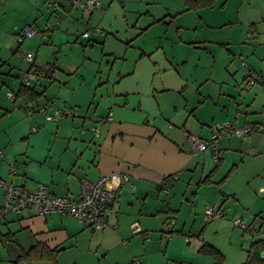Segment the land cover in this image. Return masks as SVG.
<instances>
[{"label":"crops","instance_id":"1","mask_svg":"<svg viewBox=\"0 0 264 264\" xmlns=\"http://www.w3.org/2000/svg\"><path fill=\"white\" fill-rule=\"evenodd\" d=\"M53 1L0 0V53L4 44L13 53L20 49L25 38L18 42L17 34L24 25L37 24L36 19L28 20L41 7L70 15L77 6L66 11L69 0H56L59 7H53ZM113 1L99 0L93 9L79 5L80 15L89 23L101 6L110 8ZM124 1L122 28L115 33L109 29L106 34L118 41L120 56L114 55L113 49L104 52L112 59L110 70L115 67L116 74L101 83L97 90L102 93L94 94L93 104L89 103L83 114L78 108L82 101L70 97L67 102L63 97L59 104L56 93L47 92L49 82L65 81L59 79L57 68L53 77L43 75L36 81L34 87L43 94L35 103L50 100L57 107H73L74 116L45 120L40 112L28 114L20 106L21 98L11 104L0 98V122L5 121L0 123V202L2 182L22 185L28 191L44 184L53 194L76 196L82 178L95 180L107 175L106 186L117 192L107 209L108 224L93 229L69 215L40 214L36 206L19 214L8 213L0 220V264H12L37 242L64 248L55 263L22 264H212L214 259L199 251L205 242L223 253V264H251L242 259L238 248L236 259H230L234 254L228 255L216 237L234 225L231 216L238 214L254 227L249 236L264 241V0H216L212 7L197 10H184L180 0H146L145 4L160 5L134 11L133 18L127 15ZM101 20H95L92 27H98ZM47 22L46 18L42 30L37 28L45 34L39 33L42 39L51 31H44ZM223 30H227L225 37H217L223 40L217 43L237 65L230 71L226 64L227 73L220 70L216 77L208 34ZM53 38L54 31L49 40ZM202 54L212 58L207 67L199 64L206 60ZM34 57L44 62L36 54ZM11 58L0 57V70L7 72L1 82L8 87L6 91L16 93L30 62L21 71ZM250 69L258 71L261 79L246 87ZM209 80L217 84L214 92L212 87V92L206 88ZM109 112L111 118L103 120ZM224 122L256 127L246 139L221 134L220 160L209 150H192L190 135L208 138L211 126ZM224 169L227 174L217 179ZM238 169L239 176L233 177ZM122 175L127 179L121 180ZM168 175L174 177L163 184ZM175 187L181 190L175 193L180 194L177 207L166 197L160 202V195H169ZM194 203L215 205L225 215L196 225ZM185 205L193 220L189 227L188 218L177 220ZM165 221L169 222L170 237L162 231ZM134 225L139 229L134 230ZM259 263H264V258Z\"/></svg>","mask_w":264,"mask_h":264},{"label":"rangeland","instance_id":"2","mask_svg":"<svg viewBox=\"0 0 264 264\" xmlns=\"http://www.w3.org/2000/svg\"><path fill=\"white\" fill-rule=\"evenodd\" d=\"M145 1L146 0H125L124 2H125L127 15L133 18V15L131 14L136 13L134 11H142L149 9L151 5L153 6L152 8H154V5H160L158 2L145 4ZM121 5H122L121 0H114L110 8H108V5L101 6V8L95 12L93 19L89 23L85 18L81 17L79 5L75 7L74 9L75 13L72 12L70 15L69 14L66 15L61 10L53 11L51 8H49V6H43L39 9L38 13L34 14V16H32L30 20H28V22H30L33 19H36L37 24L35 26L38 29L42 30L47 18V20L50 21L47 23L52 25V28L50 29L51 31H48V33L46 34L48 37L42 39L39 33L34 37H27L20 44V49L14 53L12 51L13 49L11 50L8 44H4L2 47L3 51L0 53V57H5L6 59L8 57L11 58V56L13 55V57L11 58L13 64L15 63L16 65H18L19 66L18 68L21 69V71L26 66V62L28 63V60H26L24 56H22V53L27 51H31L34 54H36L38 60H42L45 63L50 62L55 64L59 72V76H60L59 79L60 80L63 79L65 81L64 83H61L60 81L49 82L50 88L48 89L47 92L56 93V97L61 100L59 104L63 103L62 102L63 97H65L67 102H70L69 100L70 97L71 98L73 97L75 100L82 101L81 105L78 108H79V113L83 114L86 111L88 104L90 103V106L93 104L92 98L94 94L95 96H97V94L102 93V91L97 90L101 85V83L105 82V80L108 77L112 79V76L116 74L114 71L115 67L114 70H110V67H112L111 65L113 63L112 59H109V56L105 55L104 52H108V50L113 49L114 55L120 56V52L117 49L118 41L115 40L114 37H111L110 34L108 35L106 34L108 33L107 30L109 29H111L109 32L115 33L114 30L122 28L121 26L122 18L120 17ZM105 10L106 12L104 15ZM143 16L144 15H141L140 20H143L142 18ZM57 18H60L59 19L60 22L58 23L56 21ZM100 18H102L101 20L102 23L98 24V27H95L98 28L99 32H91L89 36L83 37L81 35L82 32L84 30L93 29L92 25L96 24V22L94 21ZM53 31H54V38L51 41L49 40V35ZM191 32L193 33V31ZM226 32L227 30H223L222 32L215 31L216 34L213 36H210L208 34L209 37L208 39H212L211 40L212 42H208L207 44L209 45V48H211V51L214 56L213 63H215L216 65L215 66L216 67L215 73L217 75L216 77H219V74L221 73L220 70L223 71L224 73H227L224 70L226 64L229 66L228 68L230 71L231 70L233 71V68L237 65L235 61H229L230 54H227L224 46H221L217 43L223 41V40L221 41L218 40L217 37L218 38L219 36H221L220 38L225 37ZM118 33L120 37L125 39L122 32H118ZM104 38L107 39V43L106 46L103 47L102 42ZM199 44L200 43H198L197 45ZM201 44H203V42ZM231 46L230 44H227V47H229V49H232ZM202 57H204L206 60L199 61L200 65H204V66L206 65L207 67L210 63H212L211 57L207 58L203 54ZM5 65L6 66L4 68L7 69L8 62ZM15 67L17 69V66ZM237 70L239 71V68ZM199 72H201L202 74V71ZM5 73L7 72H5L4 70L2 71L0 70V98L4 102H8L9 104H11L10 98L7 97L5 94L6 89L8 87L1 82V77L2 75H6ZM207 86L208 87L206 88L210 90V92H212V90L209 87H212L214 92V88L217 86V84L214 81L209 80ZM58 89L61 90L57 91ZM214 95L215 94L213 93L212 98L214 97ZM212 101H215V98ZM50 102L51 104L54 105L52 101ZM1 122H5V121L2 120ZM1 125L2 124H0V126ZM47 125L49 126L50 124ZM209 163H210L209 165L212 164L211 161ZM240 170L241 169H238V171L233 175V177L239 176ZM225 171L226 169L218 173L216 175V178L218 179L220 176H222V173L225 174ZM249 172L250 171H248L246 175H248ZM250 187L252 190L253 184H250ZM178 189L179 187L173 188V190L171 191V193H169V195L163 192L159 197L160 202H162L166 197L167 200H171L172 203H175L177 207L180 201V194L178 193L175 194V193L176 190ZM180 191L181 190L179 189L178 192ZM188 192L190 193V190ZM189 193H187L186 196H188ZM186 206L187 205H185V207L184 206L182 207L180 211V216L178 217V219L177 217L175 219L179 221H183L184 219L187 220L189 216L187 214L188 211L186 209ZM193 206H195L196 208L194 211L197 212V214H195L194 216L197 220L196 225H198V223L200 225H204L203 222L206 223L209 222L206 221L203 217L204 210L208 205L200 206V204L198 205L197 203H194L192 207ZM202 207H204V210ZM162 215H164V213H162ZM159 219H161V217H159ZM159 219L157 218L156 221L157 225H159L160 223ZM192 221H193L192 219L187 220L188 227L192 225ZM160 226H157V229L154 231V233H157V230L159 229ZM162 226H163L162 231H165L164 224ZM163 234H166L167 236L170 237V233L167 234L166 232H163ZM255 239H256L255 235L248 236L243 232V230L239 226L237 227L234 225H230V227L226 228L224 235L222 236L219 235L216 237L217 243L228 252V255L229 252H232L234 254V256L230 255V259L236 257L237 255L236 249L238 248V253L243 256L242 259H245V261L247 260V256L245 257V249L249 247L250 242ZM228 260H229V256H228ZM251 264H258V262H254ZM259 264H264V263H259Z\"/></svg>","mask_w":264,"mask_h":264},{"label":"built area","instance_id":"3","mask_svg":"<svg viewBox=\"0 0 264 264\" xmlns=\"http://www.w3.org/2000/svg\"><path fill=\"white\" fill-rule=\"evenodd\" d=\"M81 5L87 9H93L99 6V0H69L66 11L70 6ZM53 7H59L60 5L56 0L52 2ZM52 28V25L46 23L44 31H48ZM98 28L85 30L82 32L83 37H87L91 32H97ZM40 33L37 27L32 25H24L17 34V41L21 42L26 37H31ZM46 33V32H45ZM41 36L45 34L40 33ZM26 60L30 62L29 68L24 72L20 79V83L24 85H32L40 79L43 75L54 76L56 67L51 66L48 63L36 61L33 52L27 51L24 53ZM241 58V57H240ZM242 65H245V61L241 58ZM261 79V75L250 69L248 71V77L245 85L251 86L256 81ZM7 97L10 100L14 99V91L8 90L6 92ZM48 102L35 107L28 103L26 105V112L32 114L35 110L43 114L45 120L55 121L61 116H74L76 111L67 106H60L54 108L51 112L48 110ZM111 112L107 114L104 119H110ZM253 130V124L246 123L243 125H234L231 122H224L221 124H213L211 126L210 135L208 138H200L195 135H190V143L192 150L205 151L209 150L212 157L215 160H219L222 157V147L219 137L224 134L228 137L232 135L241 136L246 139ZM95 133L97 129L94 128ZM13 171V169H12ZM125 175L121 176V180H126ZM107 175H101L95 180L88 178H82L80 181L79 193L76 196L71 194L56 195L49 191L48 187L44 184H39L35 190L28 191L22 185H16L12 183L2 182L4 189L3 197L0 202V220L8 213L19 214L24 209L31 206H36L38 213L50 214L56 213L61 215H69L76 218L78 221L83 222L87 226L93 229H99L107 226V209L111 201L116 197V190L110 189L106 186ZM223 211L215 205H208L204 210V219L211 220L216 217H221L225 214ZM231 221L234 225L239 226L246 235H250L253 232V228L250 224L245 222L244 218L238 214L231 216ZM169 222L164 223V230L168 234ZM134 230L139 229L134 225Z\"/></svg>","mask_w":264,"mask_h":264},{"label":"trees","instance_id":"4","mask_svg":"<svg viewBox=\"0 0 264 264\" xmlns=\"http://www.w3.org/2000/svg\"><path fill=\"white\" fill-rule=\"evenodd\" d=\"M180 1L184 5V10H197L200 8L212 7L216 0H180ZM48 64H50L51 66H55V64H53V63H48ZM254 71H256V70H254ZM256 72H258V71H256ZM247 77H248V74L246 76V79H247ZM245 82H246V80H245ZM35 84H36V82L33 83L32 85L27 86V85L20 83L18 90L16 91V93L14 92V99H12L11 101L13 102V101H15V99L21 98V99H23V103L20 106H22L24 110H25L26 105L28 103L32 104L36 109V107L40 104L35 103V101H37V99L40 97V95L43 94V91H38L34 87ZM45 102H48V104H49L48 110L50 112L54 108L57 107V106L52 105L50 100H47ZM67 107H69V106H67ZM69 108L74 109L73 107H69ZM35 111H37V110H35ZM64 116H66V115H64ZM255 127H256V124H253V128H255ZM173 177H174V175L166 176L163 179L162 183L166 184V182L172 180ZM116 196H117V192H116ZM115 198L111 201V203L115 200ZM110 204H109V206H110ZM165 223H166V221H165ZM63 248H64V246H56L54 248H49L45 244L37 242L34 245L27 248L26 250H24L23 252H21L19 255H17L16 259L12 262V264L32 263L35 261H46L48 263H55L57 254ZM262 248H264V241H262L260 239L252 240L249 244V247L247 248V251H246L247 252V255H246L247 260L246 261L248 263H254V262L260 261L261 260L260 251L262 250ZM199 251L201 253L210 255L214 259V262L212 264H223V261H224L223 253L220 250H218L215 246L211 245L210 243H208V242L203 243L202 246L200 247Z\"/></svg>","mask_w":264,"mask_h":264},{"label":"water","instance_id":"5","mask_svg":"<svg viewBox=\"0 0 264 264\" xmlns=\"http://www.w3.org/2000/svg\"><path fill=\"white\" fill-rule=\"evenodd\" d=\"M260 256H261L262 258H264V250H261V252H260Z\"/></svg>","mask_w":264,"mask_h":264}]
</instances>
